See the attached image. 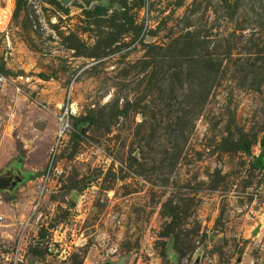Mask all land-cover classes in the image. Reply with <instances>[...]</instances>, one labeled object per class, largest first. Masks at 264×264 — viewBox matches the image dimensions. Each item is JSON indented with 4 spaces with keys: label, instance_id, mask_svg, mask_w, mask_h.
I'll use <instances>...</instances> for the list:
<instances>
[{
    "label": "rangeland",
    "instance_id": "rangeland-1",
    "mask_svg": "<svg viewBox=\"0 0 264 264\" xmlns=\"http://www.w3.org/2000/svg\"><path fill=\"white\" fill-rule=\"evenodd\" d=\"M0 75L24 264H264V0H0Z\"/></svg>",
    "mask_w": 264,
    "mask_h": 264
},
{
    "label": "built area",
    "instance_id": "built-area-1",
    "mask_svg": "<svg viewBox=\"0 0 264 264\" xmlns=\"http://www.w3.org/2000/svg\"><path fill=\"white\" fill-rule=\"evenodd\" d=\"M3 85V77L0 75V89ZM68 129L67 119H66V113H62L57 118V137L60 138L65 131ZM258 202V201H256ZM260 209V210H259ZM254 213V214H253ZM250 217L252 222H255L254 229H257V234L264 233V201L262 203V206L258 207L255 210L249 211ZM249 217V216H247ZM2 221V217L0 216V223ZM24 230V229H23ZM23 233V231L21 232ZM22 235H20V238H22ZM0 264H24V257L20 253L16 244L9 245L7 243L0 244Z\"/></svg>",
    "mask_w": 264,
    "mask_h": 264
},
{
    "label": "water",
    "instance_id": "water-1",
    "mask_svg": "<svg viewBox=\"0 0 264 264\" xmlns=\"http://www.w3.org/2000/svg\"><path fill=\"white\" fill-rule=\"evenodd\" d=\"M62 1H67V0H62ZM264 144V142H263ZM20 180L18 179V177H15L14 180L12 179L11 176H8V178H2L0 177V189H5V190H8V191H11L12 188L15 186V184L17 182H19ZM257 232V229H255L253 231V233L256 234Z\"/></svg>",
    "mask_w": 264,
    "mask_h": 264
},
{
    "label": "flooded vegetation",
    "instance_id": "flooded-vegetation-1",
    "mask_svg": "<svg viewBox=\"0 0 264 264\" xmlns=\"http://www.w3.org/2000/svg\"><path fill=\"white\" fill-rule=\"evenodd\" d=\"M13 173H14V172H13ZM18 173H19L18 171H15L14 174H15V175H16V174L19 175ZM14 174H12V176H11L13 180H14V178H15V175H14ZM20 176H21V175H20ZM2 178H8V177H2ZM17 185H18V184H17Z\"/></svg>",
    "mask_w": 264,
    "mask_h": 264
},
{
    "label": "trees",
    "instance_id": "trees-1",
    "mask_svg": "<svg viewBox=\"0 0 264 264\" xmlns=\"http://www.w3.org/2000/svg\"><path fill=\"white\" fill-rule=\"evenodd\" d=\"M263 153H264V147H263Z\"/></svg>",
    "mask_w": 264,
    "mask_h": 264
},
{
    "label": "bare ground",
    "instance_id": "bare-ground-1",
    "mask_svg": "<svg viewBox=\"0 0 264 264\" xmlns=\"http://www.w3.org/2000/svg\"><path fill=\"white\" fill-rule=\"evenodd\" d=\"M74 111V110H73Z\"/></svg>",
    "mask_w": 264,
    "mask_h": 264
}]
</instances>
